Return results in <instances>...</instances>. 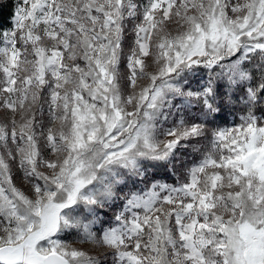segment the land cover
I'll return each mask as SVG.
<instances>
[{"label": "snow or ice", "instance_id": "snow-or-ice-1", "mask_svg": "<svg viewBox=\"0 0 264 264\" xmlns=\"http://www.w3.org/2000/svg\"><path fill=\"white\" fill-rule=\"evenodd\" d=\"M0 264H264V0H0Z\"/></svg>", "mask_w": 264, "mask_h": 264}, {"label": "trees", "instance_id": "trees-1", "mask_svg": "<svg viewBox=\"0 0 264 264\" xmlns=\"http://www.w3.org/2000/svg\"><path fill=\"white\" fill-rule=\"evenodd\" d=\"M7 14H8V10L5 9V10H4V15H5V17L7 16Z\"/></svg>", "mask_w": 264, "mask_h": 264}]
</instances>
